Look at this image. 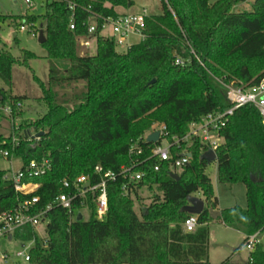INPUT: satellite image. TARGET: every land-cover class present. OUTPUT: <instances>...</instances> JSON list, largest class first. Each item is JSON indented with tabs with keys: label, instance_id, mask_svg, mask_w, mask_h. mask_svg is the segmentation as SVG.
<instances>
[{
	"label": "trees",
	"instance_id": "obj_1",
	"mask_svg": "<svg viewBox=\"0 0 264 264\" xmlns=\"http://www.w3.org/2000/svg\"><path fill=\"white\" fill-rule=\"evenodd\" d=\"M245 0H160L161 13L146 20L144 39L126 52L118 53L113 39L96 33L97 53L79 56L77 37L87 33L91 15L115 18L114 8H129L132 0H52L42 16L48 84L38 83L47 112L18 126L22 131L43 132L38 141L23 138L12 149L11 136L0 133V160L8 151L23 164L49 160L51 170L34 181L41 187L38 208L60 191V182L92 172L96 165L117 170L127 165L131 139L164 124L171 136L182 137L188 125L203 115L229 107L226 92L218 82H235L251 88L264 78V65L256 70L252 62L264 61V0H254L251 11L234 12ZM109 4L110 7L105 6ZM73 5V11L68 6ZM3 16L0 15V21ZM39 17L29 16L34 23ZM73 21L75 29H69ZM187 63L175 65L176 58ZM22 62L32 59L23 55ZM14 58L0 51V83L12 85ZM63 65V73L58 69ZM153 81V82H152ZM84 82L75 97L78 104L69 111L57 103L53 88ZM0 86L2 101L23 97L7 96ZM17 117H20L18 113ZM17 133V132H16ZM223 143L216 151L219 183L245 186L247 207L238 206L215 214L214 197L207 163L201 160L198 144L192 159L178 172L167 167L155 172L147 165L138 188L155 187L160 194L138 215L133 199L121 194V182L108 186V211L102 220L92 212L87 220L69 221L67 213L54 209L47 215L46 247L32 228L16 232L23 241L34 240L30 262L37 264H210L209 224L216 222L247 237L264 230V125L251 106L236 110L221 131ZM0 170V213L17 204L13 185ZM199 194L206 206L198 216V227L186 233L182 224L189 216L182 212L187 199ZM27 197H20V199ZM29 198V197H28ZM138 198V196H136ZM210 208V209H209ZM220 264H264L261 243L249 252L245 263L227 258Z\"/></svg>",
	"mask_w": 264,
	"mask_h": 264
},
{
	"label": "built area",
	"instance_id": "obj_2",
	"mask_svg": "<svg viewBox=\"0 0 264 264\" xmlns=\"http://www.w3.org/2000/svg\"><path fill=\"white\" fill-rule=\"evenodd\" d=\"M23 1L28 8L33 7L32 0ZM68 8L73 11V5H69ZM148 17L150 15L146 9L139 13L118 14L115 18L100 19L96 15H91L86 23V35L77 37V42L86 49L91 46V43H95L99 20L102 21L100 36H103V31L106 28H110L112 36L103 37L113 39L116 48L120 45L127 46L126 40L129 36H138L142 41L145 37L144 31ZM69 29L71 31L75 29L72 20L69 23ZM19 30L28 31L36 38L39 36V28L34 23H28L27 26L22 24L19 26ZM186 63L187 61L179 57L174 61V64L179 66H184ZM218 82L226 92L228 108L211 112L203 115L197 121H192L188 125L186 134L182 137L171 136L164 124H155L144 135L130 140L127 148L129 159L127 165H122L117 170H105L101 165H96L88 174L63 179L60 182L59 193L44 207L38 208L40 197L36 196L35 193L41 184L34 180L45 176L51 170L49 160H33L23 164L19 158H13L8 151H3L2 159L7 160L10 164L13 160H18L20 167L16 172L5 173L4 176L6 180L12 183L18 199L17 204L12 209L0 213V240L12 241L16 237L17 231L28 227L35 230L43 221H47L48 225V213L57 208L67 213L70 223L77 221L78 214L82 217L81 221L87 220L92 212L96 219L102 220L108 211L109 184L120 181L121 194L132 199V196L139 195L138 191L141 188H138V185L146 174L142 169L147 165H150L155 172L164 167H167L172 173L178 172L190 164L194 144H198L200 156L209 150L216 155V151L223 143L221 131L227 126L234 112L242 107H254L260 115L262 125H264V78L258 85L251 88L237 86L235 82L225 83L222 80H218ZM21 108V101H2L0 98V121L12 123L9 134L12 149L18 147L23 138L30 141L39 140L36 137L37 133L19 130V126L14 122ZM154 133H158L157 141L148 142V137ZM20 197L27 198L20 199ZM83 211L87 213V219H84ZM197 227L198 216L196 215H189L182 224L186 233H193ZM45 231L47 234V226ZM259 235V233H255L247 237L243 243V247L248 252H252L255 245L260 243ZM31 242L33 247L34 240ZM41 245L46 247V239L41 242ZM15 256L30 261V256L24 252H17ZM8 258L9 255L7 254L0 256V259L5 262Z\"/></svg>",
	"mask_w": 264,
	"mask_h": 264
},
{
	"label": "rangeland",
	"instance_id": "obj_3",
	"mask_svg": "<svg viewBox=\"0 0 264 264\" xmlns=\"http://www.w3.org/2000/svg\"><path fill=\"white\" fill-rule=\"evenodd\" d=\"M51 1L52 0H32L33 7L28 8L23 0H0V15L3 16L0 21V51L5 49L9 51L14 58V63L12 65V85L11 87H6L0 83V86L4 87L7 96L23 97L22 108L19 111L20 117L14 120L17 125L23 120L32 122L45 115L47 112V104L42 99L43 93L38 83L40 82L44 86H47L51 61L47 59L46 49L38 42V37L32 36L28 31H20L19 26L22 24L27 26L28 22H26V18L34 16L39 17L35 21L36 27L39 28L44 22L42 16L45 14V5ZM132 1L133 6L129 8L116 7L114 8V12L122 13L126 11L129 14H133L146 9L150 16L159 15L161 13L160 0ZM215 1L217 0H210V3H214ZM253 2L254 0H245L236 5L233 11H251ZM105 6L110 7L109 4H105ZM103 36H112L110 28H106L103 31ZM140 41L141 38L138 36H129L126 40L127 46L120 45L116 48V51L118 53H124L129 49L128 47L130 45H135ZM76 52L79 56L95 55L97 53L96 44L91 43V46L86 49L77 42ZM27 53L32 55V59L23 63L21 57ZM252 65L258 70L264 65V61H254ZM58 69L60 73H63V65L60 64ZM84 86V82H78L54 87L52 91L57 95L55 101L71 111L75 105L78 104L75 97L83 90ZM11 129L12 123L0 121V133L2 135L9 136ZM19 167L20 162L18 160H13L11 164L7 160H0V170L5 171L7 174L16 172ZM205 174L210 178L214 197L218 200L216 212L233 206H238L244 211L246 210L247 203L244 185L240 183H219L216 162H212L209 165L207 164ZM138 193V198L132 196V199L134 201L133 209L140 215L142 210L150 203L149 197L160 193L155 187L150 190L141 188ZM191 196L202 199L198 193ZM210 211L212 214L215 213V211ZM83 213L84 219H87V213L85 211H83ZM46 226L47 221H43L36 228V234L40 242L46 239ZM259 240L264 248V230L260 233ZM242 241L240 232L231 228H225L216 222H211L209 224V262L211 264H220L226 260L228 256L236 252L231 261L245 263L248 259L249 252L243 247ZM30 247H32L31 241H23L17 237H14L12 241H8L7 239L0 240V256L1 254L9 255L6 262L0 259V264H37L25 261L23 257L15 256L17 252H24L29 255Z\"/></svg>",
	"mask_w": 264,
	"mask_h": 264
},
{
	"label": "water",
	"instance_id": "obj_4",
	"mask_svg": "<svg viewBox=\"0 0 264 264\" xmlns=\"http://www.w3.org/2000/svg\"><path fill=\"white\" fill-rule=\"evenodd\" d=\"M45 41L46 39H45L43 30H40L39 36H38V42L42 45L45 43ZM42 135H43V132H40L36 134V137L40 138ZM157 139H158V133H154L148 137V142H156ZM200 159L205 161L209 165L212 162L216 161V155L215 153H213V151L209 150L206 153H204ZM204 207H205V203L202 199L190 196L187 199V205H185L182 208V212L188 215L199 216L200 214H202ZM81 220H82V217L80 214H78L77 221H81Z\"/></svg>",
	"mask_w": 264,
	"mask_h": 264
},
{
	"label": "crops",
	"instance_id": "obj_5",
	"mask_svg": "<svg viewBox=\"0 0 264 264\" xmlns=\"http://www.w3.org/2000/svg\"><path fill=\"white\" fill-rule=\"evenodd\" d=\"M119 10H122V9H119ZM117 14H129L128 12H122V13H118L117 12ZM215 213H217L216 211H215ZM214 213V214H215ZM212 223H214V222H212ZM217 224H219V223H217ZM219 225H221V226H224V225H222V224H219ZM225 227V226H224ZM225 228H227V227H225ZM35 232H36V229H35ZM242 235V240L244 239V235L243 234H241ZM259 237H260V235H259ZM261 243V242H260ZM236 254V252L234 253V254H232V255H230V256H228L227 258H230V260H232L233 259V257H234V255ZM226 258V259H227ZM248 258V257H247ZM233 262H235V261H233ZM210 263V262H209ZM235 263H237V262H235ZM211 264V263H210Z\"/></svg>",
	"mask_w": 264,
	"mask_h": 264
}]
</instances>
